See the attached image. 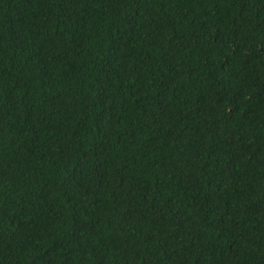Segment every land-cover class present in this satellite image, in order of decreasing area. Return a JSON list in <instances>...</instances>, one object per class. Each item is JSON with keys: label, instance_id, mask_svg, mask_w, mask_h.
<instances>
[{"label": "trees", "instance_id": "trees-1", "mask_svg": "<svg viewBox=\"0 0 264 264\" xmlns=\"http://www.w3.org/2000/svg\"><path fill=\"white\" fill-rule=\"evenodd\" d=\"M0 264H264V0H0Z\"/></svg>", "mask_w": 264, "mask_h": 264}]
</instances>
